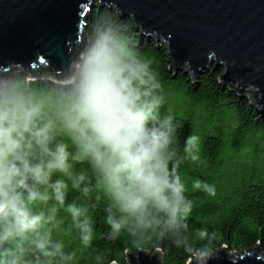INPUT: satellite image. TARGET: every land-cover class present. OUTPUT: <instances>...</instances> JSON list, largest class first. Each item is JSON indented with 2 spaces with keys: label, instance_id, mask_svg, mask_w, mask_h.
Masks as SVG:
<instances>
[{
  "label": "clouds",
  "instance_id": "1",
  "mask_svg": "<svg viewBox=\"0 0 264 264\" xmlns=\"http://www.w3.org/2000/svg\"><path fill=\"white\" fill-rule=\"evenodd\" d=\"M93 3L60 68L0 65V264H78L60 235L73 229L82 249L126 237L163 255L170 241L189 264H207L219 250L206 228H190L194 202L181 174L186 162H201L205 138L190 132L181 144L183 122L166 110L160 72L132 15L121 20L115 3L102 11L101 0ZM191 189L217 195L199 177ZM96 205L106 226L99 234Z\"/></svg>",
  "mask_w": 264,
  "mask_h": 264
},
{
  "label": "water",
  "instance_id": "2",
  "mask_svg": "<svg viewBox=\"0 0 264 264\" xmlns=\"http://www.w3.org/2000/svg\"><path fill=\"white\" fill-rule=\"evenodd\" d=\"M111 3L120 18L132 15L140 37L165 44L171 67L194 78L211 65L221 67L220 84L249 92L264 110V0H101L99 8ZM95 6L93 0H0V65L60 68ZM212 52L215 62L208 59ZM127 261L160 264V255L137 250ZM207 264H264V251L260 245L232 254L219 250Z\"/></svg>",
  "mask_w": 264,
  "mask_h": 264
},
{
  "label": "trees",
  "instance_id": "3",
  "mask_svg": "<svg viewBox=\"0 0 264 264\" xmlns=\"http://www.w3.org/2000/svg\"><path fill=\"white\" fill-rule=\"evenodd\" d=\"M95 8L88 13L85 26ZM138 41L154 58L160 72L167 97L166 110L183 122L178 133L181 144L190 132L205 138L201 162H186L181 167L189 189L187 194L194 202L190 228H206L214 235L218 250L240 252L260 245L264 251V110L257 109L249 92L240 94L220 84L221 67L211 65L194 78L185 69L170 66L165 45L140 35ZM45 69L40 67L37 71ZM196 177L214 184L217 195L209 197L203 192H193L191 183ZM96 207L94 233L99 234L106 226L102 223L103 206ZM60 235L77 250L78 264H128L127 254L138 250L126 237L116 242L96 239L94 249H82L74 229L68 236ZM163 247V255L157 251L160 264H189L183 249L170 241Z\"/></svg>",
  "mask_w": 264,
  "mask_h": 264
},
{
  "label": "rangeland",
  "instance_id": "4",
  "mask_svg": "<svg viewBox=\"0 0 264 264\" xmlns=\"http://www.w3.org/2000/svg\"><path fill=\"white\" fill-rule=\"evenodd\" d=\"M83 31H84V30H83ZM163 45H165V44H163ZM246 93H247V92H246ZM247 94H248V93H247ZM227 252H228L229 254H232V252H233V253H237V252L234 251V250H232V251L229 250V251H227ZM240 252H241V251H240Z\"/></svg>",
  "mask_w": 264,
  "mask_h": 264
}]
</instances>
